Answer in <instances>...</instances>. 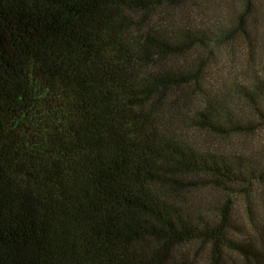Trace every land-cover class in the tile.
Listing matches in <instances>:
<instances>
[{"label":"trees","instance_id":"1","mask_svg":"<svg viewBox=\"0 0 264 264\" xmlns=\"http://www.w3.org/2000/svg\"><path fill=\"white\" fill-rule=\"evenodd\" d=\"M201 1L0 0V264H264V152L194 142L264 141V0L206 29ZM219 44L249 74H208Z\"/></svg>","mask_w":264,"mask_h":264},{"label":"rangeland","instance_id":"2","mask_svg":"<svg viewBox=\"0 0 264 264\" xmlns=\"http://www.w3.org/2000/svg\"><path fill=\"white\" fill-rule=\"evenodd\" d=\"M237 2L232 3L228 0H206L200 2V7H198L199 14H204L206 22H202V26L199 28L206 29L207 26L212 28L214 25H218L217 23L221 20H224V13H228V11L231 9L232 4H236ZM263 15V12H261ZM175 14L172 16L174 17ZM264 17V15H263ZM207 25V26H206ZM197 53H201L205 57H210V62L214 69L208 70L207 73L213 76L214 79H228L232 78L234 80L241 79L242 70H244L245 73L249 74V64L246 62L241 63L240 68L236 66V62L238 61L236 58V52L234 54H230V52L227 50L226 46L223 44L219 45H211L207 48L201 47L197 50ZM187 54H181L178 56H171L167 57L163 60H166L167 62H171L173 60H178L179 62H185L187 58ZM255 57H262V60H264V53L263 50H259ZM242 69V70H240ZM246 76L248 77V75ZM198 135L195 136V139L197 141H194L195 143L199 144L200 146H203L205 148H211L214 151H223L225 153H231L232 149L237 148L238 151L245 155L250 157L260 156L258 158H261L263 155V144L264 141H251L248 136L241 135L238 137L239 141H215L219 140L218 138L212 137L210 134L205 133H197ZM200 134V136H199ZM264 134V132H263ZM213 139V141H211ZM204 140V141H203ZM233 146V147H232ZM263 150V151H262ZM257 189H255L253 192L249 193V195L244 192L246 189L245 187H236V190H239V193L233 194V201H234V219H237V225L240 226V229L242 232H244V226L241 225L246 218V211L248 208V205L250 202H253V197L256 196L255 191H259V186H256ZM252 189V188H251ZM207 190L205 188L201 189H191L186 190L183 193H177L175 195H170V199L179 200V202L183 203L184 205H197L200 204L203 199H205V196L208 195ZM263 208L264 207H260ZM261 217L264 218V210L261 212ZM259 216V215H258ZM256 220V219H255ZM185 252L188 253V256L190 259H196L198 261L197 264H206L207 257L209 253V247L205 244H203L201 241H195L193 243H190V245L184 247ZM229 264H248L241 262V259L236 254H229ZM235 263H234V262Z\"/></svg>","mask_w":264,"mask_h":264}]
</instances>
